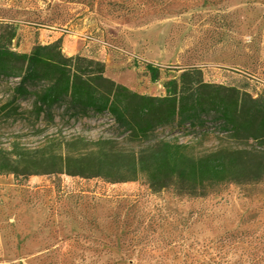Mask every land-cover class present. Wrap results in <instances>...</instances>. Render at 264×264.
<instances>
[{
  "label": "rangeland",
  "instance_id": "rangeland-1",
  "mask_svg": "<svg viewBox=\"0 0 264 264\" xmlns=\"http://www.w3.org/2000/svg\"><path fill=\"white\" fill-rule=\"evenodd\" d=\"M3 24L15 31L13 49L60 39L65 53L94 56L108 77L140 93L164 95V83L191 66L206 81L264 93V0H0ZM146 63L160 66L159 81ZM8 94L1 84L0 105ZM111 131L106 118L42 135L1 124L0 144L76 137V148L90 152ZM170 138L196 157L255 150L217 134ZM255 154L264 162V150ZM31 168L0 174V264H264V176L192 196L123 167L99 175Z\"/></svg>",
  "mask_w": 264,
  "mask_h": 264
},
{
  "label": "trees",
  "instance_id": "trees-1",
  "mask_svg": "<svg viewBox=\"0 0 264 264\" xmlns=\"http://www.w3.org/2000/svg\"><path fill=\"white\" fill-rule=\"evenodd\" d=\"M14 38L12 26H0V85L9 87L0 105V125L22 124L42 135L50 128L106 118L112 136L100 139L90 152L76 148V137L60 144L50 137L34 148L15 141L0 144V174L18 175L21 167L23 174H33V165L48 167L44 173H70L74 166L96 175L123 167L133 177L145 175L153 186L173 185L192 196L264 176V162L255 154L264 150V93L255 96L236 85L206 81L196 66L168 79L164 95L140 93L108 77L105 62L94 56L65 53L60 39L22 52L13 49ZM145 66L153 81L161 79L160 66ZM26 101L30 108L23 107ZM175 134H217L235 145L251 142L255 150L229 146L196 157L186 144L170 138ZM114 144L122 146L115 149Z\"/></svg>",
  "mask_w": 264,
  "mask_h": 264
},
{
  "label": "crops",
  "instance_id": "crops-1",
  "mask_svg": "<svg viewBox=\"0 0 264 264\" xmlns=\"http://www.w3.org/2000/svg\"><path fill=\"white\" fill-rule=\"evenodd\" d=\"M109 58H110V56H109Z\"/></svg>",
  "mask_w": 264,
  "mask_h": 264
}]
</instances>
